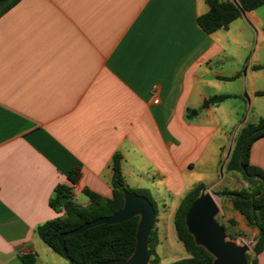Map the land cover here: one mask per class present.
<instances>
[{
    "label": "crops",
    "instance_id": "obj_1",
    "mask_svg": "<svg viewBox=\"0 0 264 264\" xmlns=\"http://www.w3.org/2000/svg\"><path fill=\"white\" fill-rule=\"evenodd\" d=\"M207 11V0H21L0 17V264H43L36 228L62 215L55 188L69 186L77 207L83 189L110 199L115 153L126 185L160 203L156 252L175 262L161 257L167 205L173 219L192 188L218 186L192 171L264 119V5L211 34L197 24ZM218 95L235 97L207 102ZM249 159L264 171V137ZM229 220L254 244L256 228L235 210Z\"/></svg>",
    "mask_w": 264,
    "mask_h": 264
},
{
    "label": "trees",
    "instance_id": "obj_2",
    "mask_svg": "<svg viewBox=\"0 0 264 264\" xmlns=\"http://www.w3.org/2000/svg\"><path fill=\"white\" fill-rule=\"evenodd\" d=\"M21 0H0V17L14 7ZM208 11L197 17L198 26L206 33L211 34L220 29H227L229 24L241 16L240 9L231 0H207ZM244 12L252 11L264 5V0H238ZM257 69L260 67H256ZM257 96H264V91L256 92ZM233 95L213 96L207 102L219 104L234 98ZM264 137V119L260 118L256 124H245L237 132L233 146L225 165V172L238 173L246 184V188L239 191L223 189L220 196L229 198L235 211L244 217L248 226L256 228L258 234L252 246V257H248V264H257V256L264 249V171L250 164V150L252 144ZM122 157L115 153L109 167L111 169L112 197L104 198L88 189L81 192L89 199L85 207H77L71 201V188L58 185L49 201L50 207L62 215L36 228V233L42 242L55 254L63 257L58 237L67 231L76 229L85 222L98 217L110 216L117 213L123 206L124 192H134L146 197L157 213L156 205L147 189H132L125 183L121 170ZM79 178L78 172H70L68 181L74 186ZM205 189L203 184L192 188L178 205L174 218V229L177 240L182 244L186 258L170 264H210L213 257L202 247L195 245L192 236L188 233L184 217L190 205ZM236 196L242 199H236ZM64 200V203H63ZM156 218L149 236L148 250L149 264H160L156 252L158 234ZM138 217H133L119 224H101L86 231L65 238V247L72 264H97L111 260H125L131 256L135 247V233ZM234 227V220L228 221ZM227 232L226 228L221 225ZM227 235L231 237L228 233ZM22 264H35L33 255L20 257Z\"/></svg>",
    "mask_w": 264,
    "mask_h": 264
},
{
    "label": "water",
    "instance_id": "obj_3",
    "mask_svg": "<svg viewBox=\"0 0 264 264\" xmlns=\"http://www.w3.org/2000/svg\"><path fill=\"white\" fill-rule=\"evenodd\" d=\"M244 15L238 1L231 0ZM248 101L247 96H244ZM207 106V102L204 101ZM195 114V111H192ZM231 148L228 149L225 160L228 159ZM223 164L221 166V169ZM236 199H242L236 196ZM123 206L110 216L98 217L90 222H85L76 229L62 233L58 237V245L63 257L72 264L65 247V238L80 234L89 228L101 224H119L133 217H138L135 233V247L131 256L125 260H111L97 264H149L150 253L148 250L149 236L155 222V209L151 202L144 196L134 192H124ZM64 203V200H63ZM219 206L210 192L201 191L199 197L190 205L184 223L188 233L192 236L195 245L205 249L213 260L210 264H248L247 253L249 246L243 242H235L229 237L223 227L216 220Z\"/></svg>",
    "mask_w": 264,
    "mask_h": 264
},
{
    "label": "rangeland",
    "instance_id": "obj_4",
    "mask_svg": "<svg viewBox=\"0 0 264 264\" xmlns=\"http://www.w3.org/2000/svg\"><path fill=\"white\" fill-rule=\"evenodd\" d=\"M264 47V46H263ZM245 96V93L243 94V97ZM245 98V97H244ZM226 103H228L229 105L231 103H234L233 101H227ZM243 115H239V116H234L231 119L233 121H238L240 122L243 117ZM200 120H206V118H204V116L201 114L199 116ZM216 144V140L213 141V146L210 148L208 153H211V151H213V147ZM233 146V141L222 150V156L221 159L219 161V164L217 163L215 157L212 159L211 162L207 163L206 166L204 167H200L197 166L193 171H192V178H193V182H195V180L198 178V176H205L206 180H211L210 178H212V176H214L215 179H217L218 181H220L218 186H213L211 188H207L205 190H207L208 192L211 193V195L213 196V198L215 199V201L217 202L218 206H219V213L216 216V220L218 221L219 224H222L226 230L227 233L231 236V238L235 241V242H239V241H243L245 242L248 246H249V251L247 253V256H251L253 255L252 253V246H253V231L250 229L247 232L243 231L242 229H240L239 227H232L229 225V223L227 222L228 219L233 216L234 210L231 208V203L229 198L224 197V196H220L218 194L219 191L223 190V189H228V190H233V191H239L244 189L245 187V183L241 177L240 174L238 173H227L225 172V165L228 161L225 160L227 151L229 148L232 149ZM231 152V151H230ZM206 154V155H207ZM230 155V154H229ZM206 157V156H205ZM229 158V157H228ZM223 164V167L221 169V166ZM216 171V172H214ZM147 184L150 182H146ZM147 188L150 190V192L154 193V188H152V185L150 186L149 184L147 185ZM157 199L154 198V202L156 205V210L157 212H159L158 210L161 209L160 207V203H158ZM77 204H86L88 203V199L82 195L79 194L77 196ZM167 211L165 212V215L167 218H169V225H170V229H171V234L167 237V248L164 254L161 255L163 262H172V261H176L179 260L183 257L186 256L185 251L183 249V246L180 242H178L174 229H173V219H172V205L169 202V204L167 205ZM39 245H41L43 247V249H45L46 254L39 251L40 254V261L43 264H69V262L64 258L61 257L55 253H53L50 248H48L44 243L42 242H38Z\"/></svg>",
    "mask_w": 264,
    "mask_h": 264
},
{
    "label": "built area",
    "instance_id": "obj_5",
    "mask_svg": "<svg viewBox=\"0 0 264 264\" xmlns=\"http://www.w3.org/2000/svg\"><path fill=\"white\" fill-rule=\"evenodd\" d=\"M157 102V101H156Z\"/></svg>",
    "mask_w": 264,
    "mask_h": 264
}]
</instances>
